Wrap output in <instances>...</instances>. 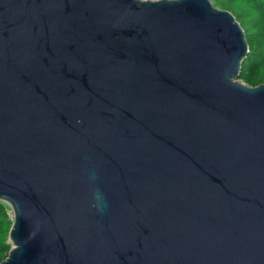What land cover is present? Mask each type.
I'll list each match as a JSON object with an SVG mask.
<instances>
[{"label":"water","instance_id":"water-1","mask_svg":"<svg viewBox=\"0 0 264 264\" xmlns=\"http://www.w3.org/2000/svg\"><path fill=\"white\" fill-rule=\"evenodd\" d=\"M211 0H0V264H264V83Z\"/></svg>","mask_w":264,"mask_h":264},{"label":"trees","instance_id":"trees-1","mask_svg":"<svg viewBox=\"0 0 264 264\" xmlns=\"http://www.w3.org/2000/svg\"><path fill=\"white\" fill-rule=\"evenodd\" d=\"M214 6L229 10L242 27L248 52L241 63L238 78L249 86L264 83V0H211ZM10 208L0 201V261L10 249L8 231Z\"/></svg>","mask_w":264,"mask_h":264},{"label":"rangeland","instance_id":"rangeland-1","mask_svg":"<svg viewBox=\"0 0 264 264\" xmlns=\"http://www.w3.org/2000/svg\"><path fill=\"white\" fill-rule=\"evenodd\" d=\"M10 214V216H11V212L9 213ZM9 241V240H8Z\"/></svg>","mask_w":264,"mask_h":264}]
</instances>
